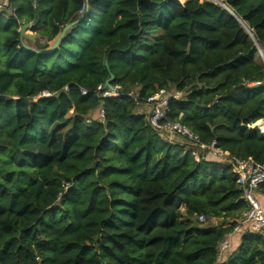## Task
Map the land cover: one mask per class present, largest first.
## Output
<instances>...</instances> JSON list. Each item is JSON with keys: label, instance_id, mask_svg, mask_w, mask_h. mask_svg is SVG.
I'll return each mask as SVG.
<instances>
[{"label": "trees", "instance_id": "obj_1", "mask_svg": "<svg viewBox=\"0 0 264 264\" xmlns=\"http://www.w3.org/2000/svg\"><path fill=\"white\" fill-rule=\"evenodd\" d=\"M26 23L35 34L26 44L42 51L74 26L39 54L20 42ZM260 52L264 0H8L0 264H264L259 233L219 254L249 210L230 158H196L137 112L161 91L179 92L170 121L231 158L264 164V134L250 127L264 120ZM111 74L120 94L106 97ZM198 215L222 225L201 227Z\"/></svg>", "mask_w": 264, "mask_h": 264}, {"label": "built area", "instance_id": "obj_2", "mask_svg": "<svg viewBox=\"0 0 264 264\" xmlns=\"http://www.w3.org/2000/svg\"><path fill=\"white\" fill-rule=\"evenodd\" d=\"M7 6L8 0L0 1V15H3ZM100 89L101 87H99V90ZM83 93L86 94L85 91H83ZM159 93L166 94V91H161ZM109 94L110 93L105 92L104 96L109 97ZM129 96L135 99L138 98L135 93H131ZM180 96L181 93L177 92L174 96L162 99L160 95L156 94L146 103V106L147 104L150 106L149 113L145 114L140 111L139 112L146 115L147 124L168 142L175 143L179 140L183 144L192 148H199L203 151L208 150L213 153H218L226 158H230L228 163L234 166L235 172L239 175V182L243 186V199L248 204L249 210L242 214L241 219L239 220L233 233L219 243V254L220 257H223V255L231 251L233 247L232 237L234 234L240 232V228L243 224H250V229L247 232L259 233L264 236V209L258 195L259 187L264 185V164H257L252 161L243 162L235 158H231L228 154L216 149L214 145L207 146L202 144L200 138L181 122L170 121L167 116L169 99H179ZM196 158L198 157L196 156ZM197 218L201 225L207 223L204 215H198Z\"/></svg>", "mask_w": 264, "mask_h": 264}, {"label": "rangeland", "instance_id": "obj_3", "mask_svg": "<svg viewBox=\"0 0 264 264\" xmlns=\"http://www.w3.org/2000/svg\"><path fill=\"white\" fill-rule=\"evenodd\" d=\"M179 1V0H178ZM28 35H32V36H35V34L34 33H32L31 31L30 32H28L27 33ZM53 43V42H52ZM51 43V44H52ZM50 44V45H51ZM258 61H260L261 63H263L264 62V56H263V52H260V54H259V57H258ZM119 89V87H117L116 88V90L115 91H111L110 89L108 90V93H110L109 95V97H111V96H118L120 93H119V91H117ZM176 93L177 92H174V91H171V92H166V94H162V93H158V95H160L161 97H162V99H164V98H169V97H171V96H174V95H176ZM49 95H48V93H44V94H42V95H40L38 98H46V97H48ZM182 97V94H181V96H180V98ZM179 98V99H180ZM37 100V99H36ZM149 110H150V106L147 104V106H146V104H144L143 106H142V108L141 109H138V111L137 112H142V113H145V114H148L149 113ZM101 109L100 110H97L96 112H94L93 114H92V116H91V118L93 119V118H95V119H101ZM259 129L261 130V132L264 134V123H260L259 125ZM178 142H179V140H178ZM182 143V142H181ZM189 148H191L193 151H195L196 153H195V155L198 157L199 155H201L202 153H205L206 155H207V159H209V160H216V161H226V157H224V156H222V155H219L218 153H213V152H211V151H203V150H201V149H199V148H192V147H190L189 146ZM261 205H262V203H261ZM208 224H213V225H215V226H220V225H222V220L221 219H213L211 222H207V223H205L204 225H200L201 227H204V226H207ZM250 229V224L248 223V224H243L242 226H241V228H240V232L239 233H236V235H235V241H237L239 238H240V236L241 235H243L244 233H246L248 230ZM238 244H239V240H238V242L236 243V245L238 246ZM236 246V247H237ZM234 247H235V244H233V248L232 249H234ZM231 249V250H232ZM230 252V251H229Z\"/></svg>", "mask_w": 264, "mask_h": 264}, {"label": "water", "instance_id": "obj_4", "mask_svg": "<svg viewBox=\"0 0 264 264\" xmlns=\"http://www.w3.org/2000/svg\"><path fill=\"white\" fill-rule=\"evenodd\" d=\"M73 26H74L73 23L67 25V26L63 29V31L61 32V34L57 37V39L55 40V42L53 43V45H52L51 47H49L47 50L42 51V50L32 49V48H30V47L26 44V41H25L26 39L34 40V36H32V35H28V34H27L28 32H30V29L32 28V25H31L30 23H26V24H24V25L21 27V29H20V31H19V34H20V42H21L22 46H23L24 48H26V49L32 50V51H34V52H36V53H39V54H42V53H44V54H50V53L54 52V51L60 46V44H61L63 38L65 37V34H66L67 31L70 30ZM45 47H47L46 44H41V45H40V48H41V49H43V48H45ZM106 67H107V69L109 70L108 61L106 62ZM114 78H115L114 75L111 74L110 79L106 81V86H107L111 91H115V90H116V88H114V87L111 85V83H112V81L114 80Z\"/></svg>", "mask_w": 264, "mask_h": 264}, {"label": "crops", "instance_id": "obj_5", "mask_svg": "<svg viewBox=\"0 0 264 264\" xmlns=\"http://www.w3.org/2000/svg\"><path fill=\"white\" fill-rule=\"evenodd\" d=\"M0 1H1V0H0ZM259 122L264 123V120H261V121H259ZM255 127L259 128V126H258L257 124L251 126V128H255ZM260 202L262 203V206H263V209H264V196H261V197H260ZM235 235H236V234H234V236L232 237V246H233V244H235V246H236V243L238 242V240L235 241V240L237 239V238H236V239L234 238ZM232 248H233V247H232Z\"/></svg>", "mask_w": 264, "mask_h": 264}, {"label": "bare ground", "instance_id": "obj_6", "mask_svg": "<svg viewBox=\"0 0 264 264\" xmlns=\"http://www.w3.org/2000/svg\"><path fill=\"white\" fill-rule=\"evenodd\" d=\"M179 1L183 3V2H185L186 0H179ZM217 1H218V0H217ZM224 6H225V5H224ZM244 26H245V25H244ZM260 123H261V122H260ZM260 123H259V124H260ZM259 124H258V125H259ZM261 124H262V123H261Z\"/></svg>", "mask_w": 264, "mask_h": 264}]
</instances>
